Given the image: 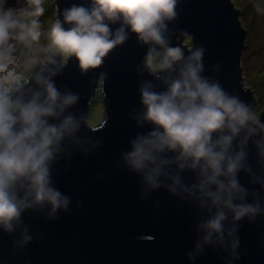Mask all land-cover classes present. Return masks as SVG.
Wrapping results in <instances>:
<instances>
[{
  "label": "clouds",
  "instance_id": "1",
  "mask_svg": "<svg viewBox=\"0 0 264 264\" xmlns=\"http://www.w3.org/2000/svg\"><path fill=\"white\" fill-rule=\"evenodd\" d=\"M176 3L89 0L87 6L73 4L60 11L45 30L40 20L45 0H0V231L12 233L28 210L49 206V216L67 211L69 198L54 186L51 166L65 142L79 143L75 136L81 119L65 115L78 96L58 90L53 77L69 58L82 73L99 67L134 34L148 46L145 69L162 80L164 90L150 84L140 89V120L152 130L131 142L124 160L141 177L145 192L164 187L207 210L208 218L199 225L205 235L198 250L223 244L227 235L236 257L239 240L235 227L226 228L229 217L235 225L264 214L255 199L258 192L238 179L241 171L252 173L249 144L264 172V122L237 96L201 75V49L185 57L182 47L169 46L166 21L175 18ZM249 3L264 16V0ZM185 171L193 174L194 183L182 181ZM251 183L264 192L259 177L252 176ZM30 240L25 229L17 246Z\"/></svg>",
  "mask_w": 264,
  "mask_h": 264
},
{
  "label": "water",
  "instance_id": "2",
  "mask_svg": "<svg viewBox=\"0 0 264 264\" xmlns=\"http://www.w3.org/2000/svg\"><path fill=\"white\" fill-rule=\"evenodd\" d=\"M88 3L53 0L55 18L73 4ZM175 11V18L166 21L169 46L182 47L185 57L201 49V75L253 108L255 96L244 87L240 65L246 31L232 1L177 0ZM111 27L115 30L119 24ZM186 37L188 43L183 41ZM147 49L129 34L99 67L82 73L69 58L53 77L58 90L78 96L65 115L81 119L75 136L79 143L65 142L51 166L54 186L69 198L67 211L49 216V206L28 210L12 233L0 231V264H264V214L235 225L231 217L226 222V228L237 229L238 258L232 255L227 235L223 244L202 245L198 250L196 244L205 235L199 225L208 218L207 210L198 207V201L172 195L164 187L145 192L141 177L127 166L124 156L131 142L152 130L140 120L144 111L140 89L150 84L155 91L164 90L162 80L144 67ZM97 90L103 118L92 125L87 113ZM261 111L258 116L264 122ZM248 151L252 173L241 171L238 179L258 192L255 199L264 207V192L259 191V184L251 183L252 176L264 181V172L257 166L251 144ZM180 176L185 184L195 182L191 172ZM253 199L248 197L249 202ZM25 229L31 240L19 247Z\"/></svg>",
  "mask_w": 264,
  "mask_h": 264
},
{
  "label": "rangeland",
  "instance_id": "3",
  "mask_svg": "<svg viewBox=\"0 0 264 264\" xmlns=\"http://www.w3.org/2000/svg\"><path fill=\"white\" fill-rule=\"evenodd\" d=\"M53 0H45L46 11L40 17L46 30L50 22L55 18ZM239 10V20L245 28L243 47L240 55L242 70V82L244 87H249L255 96L253 110L260 113L264 109V16H259L249 3V0H231ZM254 2V0H253ZM188 37L183 41L188 43ZM103 118V103L101 92L97 90L90 101L87 122L95 125Z\"/></svg>",
  "mask_w": 264,
  "mask_h": 264
},
{
  "label": "trees",
  "instance_id": "4",
  "mask_svg": "<svg viewBox=\"0 0 264 264\" xmlns=\"http://www.w3.org/2000/svg\"><path fill=\"white\" fill-rule=\"evenodd\" d=\"M263 111H264V109L261 112H263Z\"/></svg>",
  "mask_w": 264,
  "mask_h": 264
}]
</instances>
